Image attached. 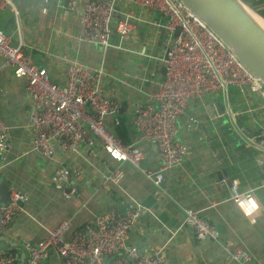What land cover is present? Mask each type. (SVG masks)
Here are the masks:
<instances>
[{"label":"crops","instance_id":"1","mask_svg":"<svg viewBox=\"0 0 264 264\" xmlns=\"http://www.w3.org/2000/svg\"><path fill=\"white\" fill-rule=\"evenodd\" d=\"M67 1L38 4V0H13L21 14L30 12L21 24L28 60L45 67L55 82L64 80L68 59L102 67L107 76L102 90L121 103L117 115L126 118L127 128L119 129L109 120L106 124L129 144L136 136L129 120L132 106L148 101V95L163 78V58L170 39L164 27L166 18L130 0H117L114 18L127 16L133 30L123 42L124 49H103L79 40L77 13L67 9ZM83 1L75 0L80 7ZM250 2L264 11V0ZM0 30L13 43L17 41L10 7L0 10ZM118 40L113 33L111 42L116 45ZM142 45L146 47L144 55L138 53ZM262 105L256 94L233 87L228 88L226 97L218 90L190 100L185 115L178 120L179 138L187 152L180 165L165 172L160 189L163 192L157 194L140 171L127 162L113 161L98 143L82 144L77 152L58 150L52 159L31 152V103L26 81L14 77L0 59V122L9 134L6 149L0 153V177L8 182V188L15 187L28 196L26 212L17 214L0 235V248L15 254V264H25L26 252L21 244L37 242L62 220L71 222L72 233L96 216L139 207L142 212L128 231L126 245L162 248L164 264H238L213 241L196 239L182 223V208L191 207L216 226L221 241L249 252L248 264H264V161L237 132L243 127L250 136L264 128ZM191 116L200 120L197 127L189 126L187 119ZM139 146L144 153L142 164L157 168V144L148 141ZM60 166L70 171L71 183L64 190L49 181ZM116 169L123 173L119 186L109 178ZM231 181H236L241 191H250L260 204L251 219L230 200ZM45 264H58L53 249Z\"/></svg>","mask_w":264,"mask_h":264},{"label":"built area","instance_id":"2","mask_svg":"<svg viewBox=\"0 0 264 264\" xmlns=\"http://www.w3.org/2000/svg\"><path fill=\"white\" fill-rule=\"evenodd\" d=\"M48 0H38V4ZM117 0H84L78 6L75 0L66 2L67 9L76 11L78 38L103 49H123V42L133 30L127 16L114 18ZM134 5L160 12L165 18L164 27L170 33L163 58V78L148 95V101L134 104L130 111V123L135 139L129 144L118 138L112 125H118L117 114L121 103L106 95L102 86L106 75L102 67L77 59H68L64 65V80L52 81L47 69L28 60L21 32L22 22L30 12L21 14L13 0H0V10L10 7L13 12L17 41L0 30V59L2 66L10 69L14 77L24 78L30 97L31 112L28 116L31 152L52 159L58 150L77 152L80 145L98 143L110 159L127 162L141 172L159 194L167 170L181 164L187 146L179 138L178 120L185 115L192 99H201L221 90L226 97L229 87L247 90L257 95L264 107V84L250 71L203 20L188 10L181 0H130ZM178 34L174 36V33ZM118 35V43L111 42V35ZM145 45L138 51L144 55ZM187 122L197 127L200 120L189 117ZM241 133H240V132ZM237 132L253 153L264 161V128L256 135H246L243 127ZM9 134L0 122V153L7 146ZM148 141L158 146L160 164L157 168L144 166L143 150L139 144ZM115 186L122 182L120 169L109 177ZM49 181L64 190L71 183L70 171L60 166L54 169ZM163 192V189L160 193ZM229 198L241 213L251 219L260 204L250 191H241L236 181L229 185ZM28 196L9 187V202L0 205V235L13 218L26 212ZM182 223L196 239H208L216 243L233 261L248 264L251 256L241 247L229 241H221L214 224L191 207H183ZM142 212L139 207L122 213H107L85 223L80 231L70 233L71 222L62 220L37 242H25V264H43L49 250L58 255V264H164L162 248L146 249L125 243L128 231ZM15 254L0 248V264H12Z\"/></svg>","mask_w":264,"mask_h":264},{"label":"water","instance_id":"3","mask_svg":"<svg viewBox=\"0 0 264 264\" xmlns=\"http://www.w3.org/2000/svg\"><path fill=\"white\" fill-rule=\"evenodd\" d=\"M181 2L203 20L264 84V16L243 0H181ZM177 34L178 31L174 36ZM8 202V182L0 177V205Z\"/></svg>","mask_w":264,"mask_h":264},{"label":"trees","instance_id":"4","mask_svg":"<svg viewBox=\"0 0 264 264\" xmlns=\"http://www.w3.org/2000/svg\"><path fill=\"white\" fill-rule=\"evenodd\" d=\"M244 2H246L249 6H251L253 9H255L258 13H260L262 16H264V11L263 10H257L256 9V6L250 2V0H243ZM117 118H118V126H119V129H126L127 128V123L125 122V119L126 118H123L122 116H118L117 115ZM130 120V118H129ZM116 131V130H115ZM118 138H120L123 142H127L126 139H124L123 137H121L120 135L118 134H115Z\"/></svg>","mask_w":264,"mask_h":264},{"label":"rangeland","instance_id":"5","mask_svg":"<svg viewBox=\"0 0 264 264\" xmlns=\"http://www.w3.org/2000/svg\"><path fill=\"white\" fill-rule=\"evenodd\" d=\"M32 63V62H31Z\"/></svg>","mask_w":264,"mask_h":264}]
</instances>
